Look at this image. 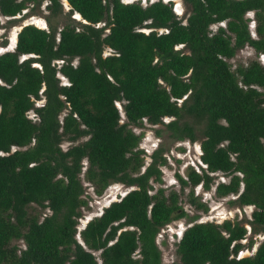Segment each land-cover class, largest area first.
I'll return each mask as SVG.
<instances>
[{"label": "trees", "instance_id": "16d2710c", "mask_svg": "<svg viewBox=\"0 0 264 264\" xmlns=\"http://www.w3.org/2000/svg\"><path fill=\"white\" fill-rule=\"evenodd\" d=\"M28 1L36 0H0V15L13 17ZM65 1L84 23L24 24L13 49L0 53V264H97L94 251L100 264H162L159 229L197 217L180 205V192L189 187L185 202L206 212L193 187L208 190L215 172L229 178L214 195L252 205L251 228L264 234V66L228 62L244 46L264 54V0H183V23L171 1ZM45 8L50 23L60 1ZM164 117L173 139L199 137L203 167L175 174L180 192L153 188L165 159L157 148L141 170L140 133L129 127ZM63 137L84 139L62 149ZM83 181L96 195L114 181L134 188L88 220L79 242ZM245 233L228 219L193 221L176 243L178 264H264V239L238 257Z\"/></svg>", "mask_w": 264, "mask_h": 264}, {"label": "rangeland", "instance_id": "374dc122", "mask_svg": "<svg viewBox=\"0 0 264 264\" xmlns=\"http://www.w3.org/2000/svg\"><path fill=\"white\" fill-rule=\"evenodd\" d=\"M61 4L60 13L54 18L50 19V23H47L44 17L47 15L48 11L45 8L47 0H36L28 1L26 7L21 10L18 14L13 17H5L0 15V53L4 51L12 50L15 43L16 33L21 26L30 23L37 27L48 29L49 25L53 28L55 27L59 30L63 24L67 21L75 25L80 26V22L84 23L76 13H69V6L65 0H59ZM122 2L137 1L141 5L148 4L154 0H121ZM163 2L171 1V6L174 14L180 18L181 22L185 21V17L188 15V7L184 4L183 0H162ZM249 18L248 27L252 35H254V23L252 21V12H247L245 14ZM102 25V23L97 26ZM217 24L210 25L212 31L215 30ZM145 30V29H144ZM106 31V30H105ZM57 36V34H56ZM178 48L180 46H177ZM110 49L104 48L102 54H108ZM258 60L264 66V54L256 55L254 50L249 46H244L237 50L235 55L228 59V62L233 69L237 64L245 65L250 60ZM60 62V61H58ZM76 61L73 60V63ZM62 83L66 80L60 77ZM43 102V98L35 102L36 105H40ZM119 113L120 122H124V114L122 112L120 103H116ZM63 114V113H62ZM61 114V115H62ZM29 117H33V112L28 111ZM60 115V116H61ZM172 119L171 117L162 118L161 123L149 124L145 119L141 121L138 126L129 125V127L135 133H140V141L138 143V148L143 152V166L141 170L144 169L150 161V155L155 149L161 150V156L164 157L165 163L159 166L161 171L160 184L156 182H151L153 188L161 186L167 192L169 189H174L180 192V185L175 177V174H179L185 178V172L188 167L199 171V167H203L200 159V148H199V137L194 141H189L188 139L176 140L169 136L168 131L165 129L164 124ZM84 138L77 139L74 142H70L65 137L59 142V146L65 149L69 144H74L82 141ZM213 184L208 190L202 188V186L196 185L193 187V193L201 201H203L208 210L206 212L196 211L190 205L185 202L184 194L189 190V187H184L183 191L180 192L181 196L180 205L185 209L189 216L197 215V217L190 221L187 218H179L170 221L169 223L163 225L155 236V242L160 249L161 262L162 264H178V258L175 254L176 243L180 237L182 230L194 222L200 221H213L215 223H220L224 219L230 221L238 222L240 225L246 228V233L241 243L244 245L243 248L238 252V257L252 255L255 251L257 245L261 240L264 239V234L261 232H253L249 220L251 218L250 214L253 210L252 205H239L232 202L236 195L229 194L224 197H216L214 195V185L216 182H226L229 178L226 174L221 172L212 173ZM82 179V173L80 174ZM85 186L84 198L86 200V206L80 208V216L77 218L76 230L77 233L75 238L80 242L79 230L83 228L85 223L92 219L93 217L100 214L103 207L107 206L111 201L117 200L128 190L134 188V186H128L120 182H111L102 191L100 195H96L92 191V187L88 183L83 181ZM241 187L239 188V191ZM34 204L31 205V208ZM30 208V209H31ZM49 213L47 209L40 212L41 218L43 215ZM249 240L251 245L248 246ZM19 248L23 247L21 240L14 241ZM97 257V264H100V259L98 258V251L93 252Z\"/></svg>", "mask_w": 264, "mask_h": 264}]
</instances>
